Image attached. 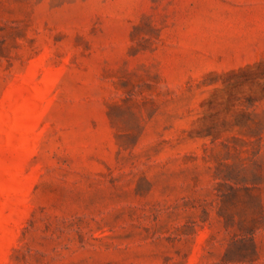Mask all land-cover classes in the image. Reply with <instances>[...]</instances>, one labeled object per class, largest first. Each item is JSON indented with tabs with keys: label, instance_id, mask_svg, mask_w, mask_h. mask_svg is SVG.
<instances>
[{
	"label": "rangeland",
	"instance_id": "rangeland-1",
	"mask_svg": "<svg viewBox=\"0 0 264 264\" xmlns=\"http://www.w3.org/2000/svg\"><path fill=\"white\" fill-rule=\"evenodd\" d=\"M0 264H264V0H0Z\"/></svg>",
	"mask_w": 264,
	"mask_h": 264
}]
</instances>
